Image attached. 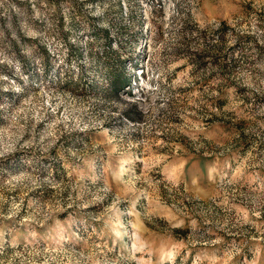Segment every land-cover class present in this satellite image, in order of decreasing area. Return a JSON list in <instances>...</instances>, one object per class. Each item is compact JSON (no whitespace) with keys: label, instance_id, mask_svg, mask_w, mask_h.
Instances as JSON below:
<instances>
[{"label":"rangeland","instance_id":"rangeland-1","mask_svg":"<svg viewBox=\"0 0 264 264\" xmlns=\"http://www.w3.org/2000/svg\"><path fill=\"white\" fill-rule=\"evenodd\" d=\"M0 264H264V0H0Z\"/></svg>","mask_w":264,"mask_h":264}]
</instances>
